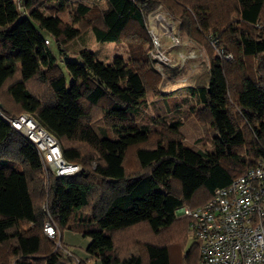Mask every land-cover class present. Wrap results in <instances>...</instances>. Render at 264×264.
<instances>
[{"label":"trees","instance_id":"trees-1","mask_svg":"<svg viewBox=\"0 0 264 264\" xmlns=\"http://www.w3.org/2000/svg\"><path fill=\"white\" fill-rule=\"evenodd\" d=\"M21 5L0 0V108L11 119L32 115L81 170L46 173L34 143L0 117V264H88L66 253L64 229L90 237L87 250L101 264H176L173 243L193 235L177 210L204 206L264 162V0ZM160 6L204 51L172 91H162L148 53L149 16ZM90 32L127 55L99 60L78 46ZM176 66L165 68L167 79L186 73ZM190 119L204 131L189 132ZM49 219L61 247L45 234ZM200 259L195 244L179 264Z\"/></svg>","mask_w":264,"mask_h":264},{"label":"built area","instance_id":"built-area-1","mask_svg":"<svg viewBox=\"0 0 264 264\" xmlns=\"http://www.w3.org/2000/svg\"><path fill=\"white\" fill-rule=\"evenodd\" d=\"M15 2L21 11V0ZM164 18L167 19L166 12L161 6L149 16L147 27L153 45L149 54L154 61L171 65L158 36L157 22ZM257 27L264 29V24L258 23ZM170 33L173 34V31ZM225 57L231 59V55ZM0 116L15 129L23 130L34 143L46 173L67 176L81 170L79 164L64 158L58 139L29 113L11 119L0 108ZM177 215L192 220V233L201 253L199 264H264V162L228 187L218 188L204 206L196 210L182 207L177 210ZM44 231L49 237H57V246L61 247L60 232L52 220L46 222Z\"/></svg>","mask_w":264,"mask_h":264},{"label":"rangeland","instance_id":"rangeland-1","mask_svg":"<svg viewBox=\"0 0 264 264\" xmlns=\"http://www.w3.org/2000/svg\"><path fill=\"white\" fill-rule=\"evenodd\" d=\"M164 11L166 12L167 19H170V20H167L166 18H164L165 20L162 19L159 22H157L158 29H159L158 36H160V41H161V45L163 46V49L164 50L166 49L165 55L171 60V65H167V63L154 61L152 58H151L152 59L151 63L154 69H156L161 74H163L162 76L164 78V82L161 87L162 91H172L173 89L184 85L185 80H187L189 77H191L192 74H194L197 71V69L199 68V64H200V61L198 60L199 58L197 57H200L201 56L200 54H203L204 51L201 49L199 50V49L192 48L187 37L179 36L178 35V20L172 14H170L166 9H164ZM73 18H74L73 15L69 14L68 19L73 20ZM169 29L173 31V34L170 33L171 31ZM85 38H86L85 39L86 43L83 44L82 42L78 41V46L80 48H87L95 52L97 55V58L105 63H111L113 57L116 55H123V56L127 55V47L125 45H121V44L117 45L116 43H113V42L97 41L94 38L93 33L91 32ZM50 47L55 53H57V47L55 46L54 43L52 44L50 43ZM152 48H153V45L151 49ZM148 53H150V51ZM177 63L183 64V67L186 68V73L183 75H180V77L176 78L175 80H170V78L167 79L166 74L164 75L165 68L166 67L167 68L169 67L171 69L176 68L177 66H175L174 64H177ZM65 73L67 74V71H65ZM184 107H186V105H183V108ZM147 111L151 112V109L148 108ZM22 114H25V113H22ZM177 116H181V113H177ZM0 117L2 118L3 116H0ZM185 128L189 132L194 133L196 135L204 131L202 127L194 119L188 120L185 123ZM19 132L25 136L23 130H20ZM50 220L51 219L47 220V222H49ZM141 235L145 236V233L142 232ZM54 240H56V243H58L59 241L57 237L54 238ZM63 242L68 244L69 248L66 249L65 251H67L68 254L70 252L71 256H74V253H75L79 258L86 260L88 264H96V261H97V264H101L100 260H95V258L91 257L89 251L87 250L91 242L90 237H86L82 235L81 233H76L69 229H64L63 230ZM195 244H198V241L189 232H186V234H183V237L180 239V241L174 242L173 247H172V255H173L174 263L179 264V262L183 261L186 254L192 249V247ZM72 251H74V253Z\"/></svg>","mask_w":264,"mask_h":264},{"label":"crops","instance_id":"crops-1","mask_svg":"<svg viewBox=\"0 0 264 264\" xmlns=\"http://www.w3.org/2000/svg\"><path fill=\"white\" fill-rule=\"evenodd\" d=\"M67 246H68V244H67ZM74 252V251H73ZM94 258V257H93ZM95 260H96V258H95ZM96 264H97V261H96Z\"/></svg>","mask_w":264,"mask_h":264}]
</instances>
